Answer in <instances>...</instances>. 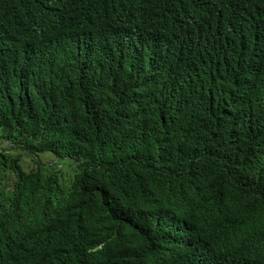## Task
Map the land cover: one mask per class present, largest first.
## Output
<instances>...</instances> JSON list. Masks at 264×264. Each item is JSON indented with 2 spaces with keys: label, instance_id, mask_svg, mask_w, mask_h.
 <instances>
[{
  "label": "trees",
  "instance_id": "1",
  "mask_svg": "<svg viewBox=\"0 0 264 264\" xmlns=\"http://www.w3.org/2000/svg\"><path fill=\"white\" fill-rule=\"evenodd\" d=\"M206 1L158 0L124 58L94 28L145 0H0V264L264 254V0H226L217 55L187 39Z\"/></svg>",
  "mask_w": 264,
  "mask_h": 264
},
{
  "label": "clouds",
  "instance_id": "2",
  "mask_svg": "<svg viewBox=\"0 0 264 264\" xmlns=\"http://www.w3.org/2000/svg\"><path fill=\"white\" fill-rule=\"evenodd\" d=\"M158 1V0H157ZM156 0H145V9L139 10L130 8L123 17L122 27L113 34L108 25L97 27L92 23L87 26L94 28L99 36H102L106 47L115 53L121 54L124 58L135 51L142 50L148 42H152L156 37V20L150 21L148 10L158 13ZM240 3H247L249 0H238ZM149 3H156L153 7ZM244 8L226 0H208L199 9L192 12L191 24L187 33V39L192 45L196 42L200 48L208 53L218 54L227 40H230L232 24L238 17L244 14ZM112 22V21H111ZM111 24V23H110ZM94 26V27H93ZM41 28L30 25L29 30L40 32ZM53 26L46 28V33L53 31ZM66 35L58 41L73 39H86L83 33L66 28ZM89 33H87L88 35ZM249 264H264V254L256 256Z\"/></svg>",
  "mask_w": 264,
  "mask_h": 264
},
{
  "label": "rangeland",
  "instance_id": "3",
  "mask_svg": "<svg viewBox=\"0 0 264 264\" xmlns=\"http://www.w3.org/2000/svg\"><path fill=\"white\" fill-rule=\"evenodd\" d=\"M51 158H52V156H50V155H45V154H44L42 159H43L44 161H50Z\"/></svg>",
  "mask_w": 264,
  "mask_h": 264
}]
</instances>
